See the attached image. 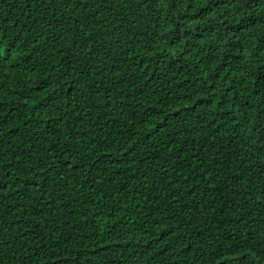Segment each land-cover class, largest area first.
Returning <instances> with one entry per match:
<instances>
[{"label":"trees","instance_id":"1","mask_svg":"<svg viewBox=\"0 0 264 264\" xmlns=\"http://www.w3.org/2000/svg\"><path fill=\"white\" fill-rule=\"evenodd\" d=\"M0 264H264V0H0Z\"/></svg>","mask_w":264,"mask_h":264}]
</instances>
